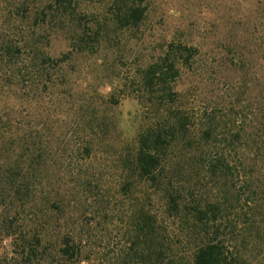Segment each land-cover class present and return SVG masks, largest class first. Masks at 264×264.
<instances>
[{
	"label": "trees",
	"instance_id": "obj_1",
	"mask_svg": "<svg viewBox=\"0 0 264 264\" xmlns=\"http://www.w3.org/2000/svg\"><path fill=\"white\" fill-rule=\"evenodd\" d=\"M156 1L0 0V14L4 13L0 29L9 28V33L0 30V115L3 110L10 117L20 111V120L22 115H51L58 82H66L65 67L86 50L99 47L107 28L138 30L154 13ZM89 7H98L99 13ZM86 17H92L88 24ZM213 24L224 49L218 65L245 74L233 86L249 94V115L230 110L220 116L213 110L196 118L183 110L186 94L178 84L185 70L199 71L201 50L183 38L175 40L173 33L164 37L153 60L139 70L140 98H146L150 119L139 128L134 159L137 179L163 196L165 212L160 219L146 202L140 204L125 228L127 250L116 252L108 264H264V0H213ZM229 24L236 28L230 31ZM25 25L41 26V31L29 34ZM59 31L69 43L61 56L48 50ZM245 36L258 40V56L245 54ZM196 119L199 129L195 138H189ZM29 124L27 131L32 130V121ZM38 140L29 134L23 147L28 151L38 147V158H45L43 168H48V149ZM173 155L190 164L171 167ZM189 165L192 175L208 176L203 182L213 184V201L185 204L174 176ZM165 169L168 174L163 177ZM135 184L131 179L122 189ZM42 186L41 195L46 197L48 186ZM28 192L30 187L27 202ZM49 206L53 203L46 197L40 228L37 225L36 235L30 231L25 239V263L92 264L84 248L98 244L99 231L91 224L87 231L64 233L61 225L53 226L61 218L51 216Z\"/></svg>",
	"mask_w": 264,
	"mask_h": 264
},
{
	"label": "rangeland",
	"instance_id": "obj_2",
	"mask_svg": "<svg viewBox=\"0 0 264 264\" xmlns=\"http://www.w3.org/2000/svg\"><path fill=\"white\" fill-rule=\"evenodd\" d=\"M245 4L244 1L246 8ZM89 11L99 13L98 7H89ZM90 19L86 17L84 23L88 24ZM25 26L29 34L41 31V26L36 29ZM229 27L230 31L236 28L232 24ZM239 28L243 30L242 25ZM0 30L9 33L6 26ZM217 31L213 24V0H157L154 13L138 30L107 28L99 47L93 52L86 50L76 57L73 65L65 67L66 82H58L62 86L56 90L59 98L53 99L57 103L51 115L31 114L32 118L22 115L24 120H20V111L10 114L11 117L2 111L0 264H26L25 239L30 231L32 236L36 235L46 197L58 207L49 206L48 213L61 218V222L55 219L53 226L61 225L64 233L74 234L87 231L92 224L99 231L98 244L89 247L87 243L84 248V254H91L92 264H108L116 252L127 250L125 228L131 224V214L140 204L146 202L147 208L162 219L163 196L149 190L135 173L137 135L150 119L146 98H140L139 70L153 60L155 48L164 37L169 39L173 33L175 40L183 38L201 50L199 71L185 70L178 84L177 89L186 94L183 110L196 118L213 110L220 116L230 110L249 115V94L239 93L233 86L239 75L245 74L218 65L224 49L216 38ZM64 32L59 31L52 48H48L52 54L61 56L68 51ZM242 42L246 55L258 56L256 37L245 36ZM31 121L32 130L27 131ZM190 126L189 138H195L199 129L197 119ZM32 133L39 137L37 144L43 141V149H48V168H43L45 158H38V147H32V151L23 147L26 136ZM171 158V167L190 164L181 161L180 155ZM166 169L163 177L168 174ZM40 170H45L42 176ZM192 172L189 165L174 176V185L183 190L185 204L213 201V184L203 182L208 176L198 177ZM131 179L136 182L134 187L123 190ZM41 183L48 186L46 197L41 195ZM170 224L174 231L175 224Z\"/></svg>",
	"mask_w": 264,
	"mask_h": 264
}]
</instances>
